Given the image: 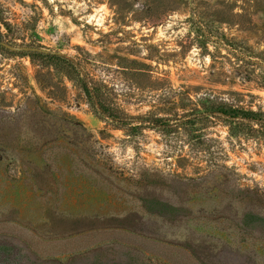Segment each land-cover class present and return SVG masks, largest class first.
Segmentation results:
<instances>
[{
  "label": "rangeland",
  "instance_id": "rangeland-1",
  "mask_svg": "<svg viewBox=\"0 0 264 264\" xmlns=\"http://www.w3.org/2000/svg\"><path fill=\"white\" fill-rule=\"evenodd\" d=\"M0 18L15 29L5 43L89 54L86 71L113 85L119 110L162 119L117 126L51 59L0 45V140L30 126L31 97L74 151L54 174L36 158L52 189L40 197L0 145V175L24 180L14 188L0 178V228L15 234L26 264H129L135 236L121 227L163 241L140 242L157 256L139 253L137 264H264V0H0ZM150 202L160 215L145 210ZM246 212L257 218L245 225ZM6 218L23 226L6 229ZM91 226L100 229L74 236Z\"/></svg>",
  "mask_w": 264,
  "mask_h": 264
},
{
  "label": "trees",
  "instance_id": "trees-1",
  "mask_svg": "<svg viewBox=\"0 0 264 264\" xmlns=\"http://www.w3.org/2000/svg\"><path fill=\"white\" fill-rule=\"evenodd\" d=\"M0 23L3 25H0V45H2L3 42H5L6 39L9 37V33L11 32L14 27L7 21L0 18ZM15 30V29H14ZM3 46V45H2ZM29 53L34 54H41V56L47 57L51 59V61L57 65V69L60 73H62L66 78L73 81L74 84H76L79 89L83 92L86 102L89 104V106L92 108V110L109 119L111 122H113L117 126H127L131 130H141L142 128L147 127H156L158 122L160 123L162 121L161 117L153 115L151 113H148L147 115H130L125 114L123 111L119 110L117 107V104L113 97V85L109 82L106 83L107 80H99L94 78L91 74H89L86 71V68L84 66V62L87 60L86 55H82L81 58L78 57H70L67 56L64 53L56 52V51H30ZM119 57V56H118ZM125 59V58H123ZM126 60V59H125ZM129 62L132 69H134V73L138 75H149L147 72L148 65L143 62H137L136 60H126ZM110 64V63H109ZM51 77V76H48ZM48 79L45 80V82ZM112 83H114L115 80H110ZM48 85V84H45ZM30 102V105L28 106L27 103ZM24 112H26L25 116L32 117L33 121L30 122V126L26 129L25 132H14L15 142H12L8 138H2L0 140V145L2 147H5L6 149H10L12 152V155L14 159L21 163L23 165L22 170L27 171L26 176L29 180V186L31 189H35L40 194L38 196H45V193L47 191H52L51 188H44L42 185V179L39 176V173L36 172V168L40 169L42 168L41 165H39V162H36V158H42L43 161L48 162V168L47 171L50 173H55V171H62L63 166H67L71 164L72 158L74 157V151L72 148L68 147L64 144L63 139L59 138L58 136H54L52 133L54 132V129L56 128L55 124L51 121V119L48 118L47 115L41 112V110L38 108V103L35 99H31V97H26V101L23 104ZM213 107L212 105H209L205 107V110L207 113L211 112H218L219 108ZM229 108H226V112H228ZM240 114L244 116L243 118L248 119L250 115H254V112L252 111H241ZM20 122V121H19ZM7 136H9V132L6 133ZM66 143L70 146H76V143L73 141H66ZM55 149H58L57 151H54ZM8 159V156L4 152H2V149H0V162H4ZM53 163V167L52 164ZM95 174H101L98 171H94ZM7 179L11 186L14 188H19L20 182H23V179L19 178H12L10 174L8 176L4 175L3 173L0 175V178ZM103 178V177H102ZM7 187H11L9 185H6ZM59 183L57 181L56 188L54 189V192H57ZM73 186L80 190L82 187V184L76 183L73 184ZM95 187L94 184L89 186ZM30 189V190H31ZM32 192L34 190H31ZM34 193V192H33ZM16 195V193H14ZM160 203L157 202H150L149 205L147 204L145 207V210L153 215H160L161 211H158L156 208H158ZM46 207H44L45 212ZM6 210H11L12 212L16 210V214H18V208L14 206H7ZM1 211V210H0ZM54 212L57 210L54 209ZM43 214L45 215V213ZM48 216V215H47ZM49 217V216H48ZM257 218V215L254 213L246 212L243 216V223L246 225L251 219ZM4 223H6L5 228H12L14 225L23 226L20 221H17L13 218H6L2 220ZM105 227V226H103ZM110 226H108L109 228ZM116 227H113V229ZM32 233H34L35 237H41L39 234V231L35 228H31ZM100 227L97 226H91L85 230L77 231L74 233V236H78L83 234L84 232H90L94 230H98ZM107 229V228H103ZM3 227L0 228V264H26V259L21 258V253H24V249L22 248V245L15 244L14 242H19L14 240L15 234L13 232H9L10 235L6 234L7 232H3ZM122 231L128 230L130 234H133L135 237L128 241L130 242V248L133 250V254H128L129 264H137L136 255L137 254H146V255H152L157 256V254L148 251L146 248H144L143 244H140V242H163L162 239H155L151 238L150 236H147L145 234H142L140 231H136L134 228H126L121 227ZM55 233V232H54ZM58 235V234H57ZM11 240H10V239ZM24 242V241H22ZM172 247L175 250H183L185 249L187 251V246L184 244L179 243H172ZM110 250V248H107ZM105 249L106 254H110L111 252L109 250ZM107 250V251H106ZM135 254V255H134ZM76 253L71 254L70 260L68 262H72L73 258H75ZM50 257V255L48 256ZM56 256L53 255V259ZM37 258V257H36ZM176 264V263H171ZM202 264V263H200Z\"/></svg>",
  "mask_w": 264,
  "mask_h": 264
},
{
  "label": "water",
  "instance_id": "water-1",
  "mask_svg": "<svg viewBox=\"0 0 264 264\" xmlns=\"http://www.w3.org/2000/svg\"><path fill=\"white\" fill-rule=\"evenodd\" d=\"M2 45L12 51H24V52H30V51H48L45 50L43 48H39V47H35V46H27V45H12V44H8L3 42Z\"/></svg>",
  "mask_w": 264,
  "mask_h": 264
}]
</instances>
